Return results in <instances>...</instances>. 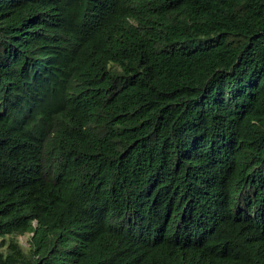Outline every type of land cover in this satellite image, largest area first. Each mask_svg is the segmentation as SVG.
I'll return each mask as SVG.
<instances>
[{"label": "trees", "instance_id": "16d2710c", "mask_svg": "<svg viewBox=\"0 0 264 264\" xmlns=\"http://www.w3.org/2000/svg\"><path fill=\"white\" fill-rule=\"evenodd\" d=\"M0 264H264V0H0Z\"/></svg>", "mask_w": 264, "mask_h": 264}, {"label": "rangeland", "instance_id": "374dc122", "mask_svg": "<svg viewBox=\"0 0 264 264\" xmlns=\"http://www.w3.org/2000/svg\"><path fill=\"white\" fill-rule=\"evenodd\" d=\"M27 236H28V235H26V234H24V235H19V236H18L19 240H20L24 245H26Z\"/></svg>", "mask_w": 264, "mask_h": 264}]
</instances>
